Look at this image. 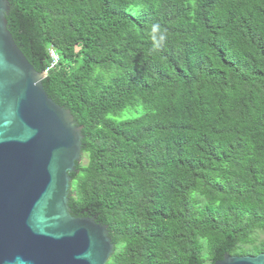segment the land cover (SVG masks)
<instances>
[{
  "label": "trees",
  "instance_id": "trees-1",
  "mask_svg": "<svg viewBox=\"0 0 264 264\" xmlns=\"http://www.w3.org/2000/svg\"><path fill=\"white\" fill-rule=\"evenodd\" d=\"M8 1L16 44L83 127L69 206L109 227L107 264L264 253V0ZM129 106L143 116L107 119Z\"/></svg>",
  "mask_w": 264,
  "mask_h": 264
},
{
  "label": "water",
  "instance_id": "water-1",
  "mask_svg": "<svg viewBox=\"0 0 264 264\" xmlns=\"http://www.w3.org/2000/svg\"><path fill=\"white\" fill-rule=\"evenodd\" d=\"M0 0V264H107L109 227L74 217L72 174L83 162V127L57 105L8 28ZM214 264H264L231 256Z\"/></svg>",
  "mask_w": 264,
  "mask_h": 264
},
{
  "label": "rangeland",
  "instance_id": "rangeland-1",
  "mask_svg": "<svg viewBox=\"0 0 264 264\" xmlns=\"http://www.w3.org/2000/svg\"><path fill=\"white\" fill-rule=\"evenodd\" d=\"M137 10L130 8L128 10L129 13H135ZM144 114L142 106L138 107H127L125 109L119 110L115 113H111L108 115L107 119L116 121V122H122V121H132L136 120L140 117H142ZM86 161L84 160V163Z\"/></svg>",
  "mask_w": 264,
  "mask_h": 264
},
{
  "label": "clouds",
  "instance_id": "clouds-1",
  "mask_svg": "<svg viewBox=\"0 0 264 264\" xmlns=\"http://www.w3.org/2000/svg\"><path fill=\"white\" fill-rule=\"evenodd\" d=\"M158 26H153L154 30L157 28ZM162 39V38H161Z\"/></svg>",
  "mask_w": 264,
  "mask_h": 264
},
{
  "label": "built area",
  "instance_id": "built-area-1",
  "mask_svg": "<svg viewBox=\"0 0 264 264\" xmlns=\"http://www.w3.org/2000/svg\"><path fill=\"white\" fill-rule=\"evenodd\" d=\"M55 59L57 60V57L55 56Z\"/></svg>",
  "mask_w": 264,
  "mask_h": 264
}]
</instances>
